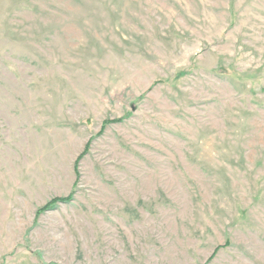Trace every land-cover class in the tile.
I'll return each instance as SVG.
<instances>
[{
  "label": "rangeland",
  "instance_id": "374dc122",
  "mask_svg": "<svg viewBox=\"0 0 264 264\" xmlns=\"http://www.w3.org/2000/svg\"><path fill=\"white\" fill-rule=\"evenodd\" d=\"M0 264H264V0H0Z\"/></svg>",
  "mask_w": 264,
  "mask_h": 264
},
{
  "label": "trees",
  "instance_id": "16d2710c",
  "mask_svg": "<svg viewBox=\"0 0 264 264\" xmlns=\"http://www.w3.org/2000/svg\"><path fill=\"white\" fill-rule=\"evenodd\" d=\"M72 197H68V198H63V199H55L52 202L48 203L45 207L41 208L38 210V214H41L42 212L45 211H49L51 209L54 208V206L58 203V202H67L70 201Z\"/></svg>",
  "mask_w": 264,
  "mask_h": 264
}]
</instances>
